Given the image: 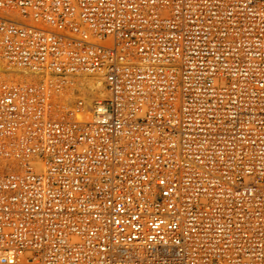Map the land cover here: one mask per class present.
<instances>
[{
  "label": "built area",
  "instance_id": "1",
  "mask_svg": "<svg viewBox=\"0 0 264 264\" xmlns=\"http://www.w3.org/2000/svg\"><path fill=\"white\" fill-rule=\"evenodd\" d=\"M0 57V264H264V0H0Z\"/></svg>",
  "mask_w": 264,
  "mask_h": 264
},
{
  "label": "bare ground",
  "instance_id": "2",
  "mask_svg": "<svg viewBox=\"0 0 264 264\" xmlns=\"http://www.w3.org/2000/svg\"><path fill=\"white\" fill-rule=\"evenodd\" d=\"M0 73H2V74H5V73H9L10 75H15V76H17V77H21V75L19 74V71H15V70H13V69H6V67H5V65H4V63L3 62H1V59H0ZM9 76V75H8ZM7 76V77H8ZM6 77V78H7ZM11 77V76H10ZM5 79V78H4ZM15 79V78H14ZM87 79V78H86ZM86 79H83V80H79L78 82L79 83H84V81L86 80ZM87 82L89 83V86H90V88L89 89H85V93L87 94V93H89V94H87L86 95V100H87V105H88V103H90V101L91 100H93V98L95 97V95H96V90L97 89H101V83H98V85L93 81V79H87ZM103 95H104V93L103 92H101ZM73 97V96H72ZM90 105V104H89ZM88 114L89 113H86V115L85 116H87L88 117Z\"/></svg>",
  "mask_w": 264,
  "mask_h": 264
},
{
  "label": "rangeland",
  "instance_id": "3",
  "mask_svg": "<svg viewBox=\"0 0 264 264\" xmlns=\"http://www.w3.org/2000/svg\"><path fill=\"white\" fill-rule=\"evenodd\" d=\"M0 59H1V57H0ZM1 62H3L4 63V61L1 59ZM4 65H5V63H4ZM5 67H6V65H5ZM6 69L8 70V68L6 67ZM9 75V76H8ZM8 76V77H7ZM11 76V77H10ZM15 78V79H17L18 77L17 76H15V75H10L9 73H5V74H2V73H0V82L4 79V78Z\"/></svg>",
  "mask_w": 264,
  "mask_h": 264
}]
</instances>
